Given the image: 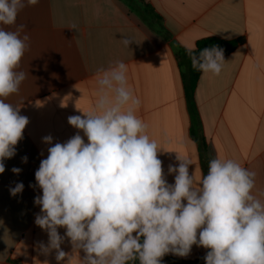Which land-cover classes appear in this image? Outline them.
Instances as JSON below:
<instances>
[{
	"label": "crops",
	"instance_id": "1",
	"mask_svg": "<svg viewBox=\"0 0 264 264\" xmlns=\"http://www.w3.org/2000/svg\"><path fill=\"white\" fill-rule=\"evenodd\" d=\"M147 7L157 21L145 14ZM17 23L25 24L30 36L17 69L27 78L6 102L19 106L29 124L0 174V264H58L55 250L47 256L39 251L40 242L47 245L49 239L35 224L41 207L34 199L42 190L29 185L37 184L35 172L47 149L79 131L68 117L82 115L77 108L92 109L97 70L116 61L127 65L128 86L140 100L135 114L161 148L158 158L169 184L175 174L168 167L178 166V155L191 161L189 172L197 181L207 174L210 160L231 159L256 173L253 194L264 200V0H39L19 13ZM123 36L136 43L125 47ZM207 38L242 43L224 55L220 75L200 72L187 98L183 75L191 60L186 50ZM48 135L52 145L42 140ZM13 167L22 171L15 174ZM18 182L24 189L13 197L9 189ZM58 232L64 236L66 229ZM61 249L70 258L59 264H83L85 254L73 250L69 238ZM207 251L193 245L187 257L167 255L194 260L204 259Z\"/></svg>",
	"mask_w": 264,
	"mask_h": 264
},
{
	"label": "clouds",
	"instance_id": "2",
	"mask_svg": "<svg viewBox=\"0 0 264 264\" xmlns=\"http://www.w3.org/2000/svg\"><path fill=\"white\" fill-rule=\"evenodd\" d=\"M38 3L0 0V25L14 28L0 26V174L29 124L20 107L6 98L18 93L27 78L17 69L30 36L17 17ZM121 42L125 47L136 43L127 36ZM186 52L193 69L216 76L222 72L221 46ZM97 71L99 90L92 109L77 108L82 115L68 117L79 131L54 145L51 135L42 138L52 146L35 172L37 184L29 185L42 190L34 199L41 207L35 224L49 239L47 245L40 242V253L55 250L58 264L69 259L61 249L67 237L73 250L85 254L83 264H161L169 253L187 257L193 245L208 249L206 264H264V200L253 194L256 173L234 160L215 158L197 181L189 172L191 161L178 155V166L168 167L175 174L169 184L158 158L161 148L135 114L140 100L128 86L127 65L116 61ZM21 159L27 163V156ZM23 189L18 182L10 195ZM58 228L66 229L64 236Z\"/></svg>",
	"mask_w": 264,
	"mask_h": 264
},
{
	"label": "trees",
	"instance_id": "3",
	"mask_svg": "<svg viewBox=\"0 0 264 264\" xmlns=\"http://www.w3.org/2000/svg\"><path fill=\"white\" fill-rule=\"evenodd\" d=\"M145 14H148V17L150 20L157 21L159 18L152 12L150 8L147 7L145 10ZM158 30H161L160 28L153 27V31H156L159 33ZM242 43V39H235V40H219V39H213V38H207L199 40L194 49L198 52L199 50H202L204 47H209L211 45H219L224 49V55L231 50H233L238 44ZM200 71H197L193 69L191 62L188 68V71L186 74L183 75V80L185 83V94L187 98H190L195 90V85L197 84L198 77H199ZM200 155L202 162L205 161V145L201 142V149H200ZM203 260V258H197L194 260H180L176 259L174 257H171L169 255H165L161 259V264H200V262ZM131 264H139V261L131 262Z\"/></svg>",
	"mask_w": 264,
	"mask_h": 264
},
{
	"label": "water",
	"instance_id": "4",
	"mask_svg": "<svg viewBox=\"0 0 264 264\" xmlns=\"http://www.w3.org/2000/svg\"><path fill=\"white\" fill-rule=\"evenodd\" d=\"M200 264H206L205 260L203 259Z\"/></svg>",
	"mask_w": 264,
	"mask_h": 264
}]
</instances>
